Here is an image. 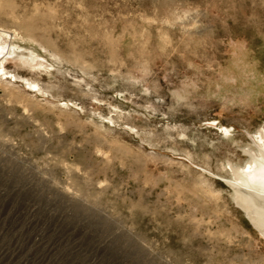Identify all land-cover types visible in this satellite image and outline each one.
<instances>
[{
	"label": "rangeland",
	"instance_id": "rangeland-1",
	"mask_svg": "<svg viewBox=\"0 0 264 264\" xmlns=\"http://www.w3.org/2000/svg\"><path fill=\"white\" fill-rule=\"evenodd\" d=\"M9 2L0 264H264L219 179L264 127V0Z\"/></svg>",
	"mask_w": 264,
	"mask_h": 264
},
{
	"label": "bare ground",
	"instance_id": "bare-ground-1",
	"mask_svg": "<svg viewBox=\"0 0 264 264\" xmlns=\"http://www.w3.org/2000/svg\"><path fill=\"white\" fill-rule=\"evenodd\" d=\"M9 1L0 0V12L11 16L13 21H17L18 18L14 16L12 5ZM53 14L51 10L47 12L49 17ZM30 21H33V19ZM30 21L29 19L28 21H21V27L26 30L32 28L33 24ZM17 41L24 42L25 40L15 31L10 32L0 28V76L7 79L10 74V78L15 81L18 77L11 75L5 70L6 64L9 61H14L32 69L36 60L35 52L32 50L27 51V48L25 50L23 47H16L15 43ZM26 53H29V55H26ZM24 81L27 82L26 84L29 85V88H38L36 83L29 82L26 79ZM219 130L226 135L231 134L228 128L219 126ZM249 138L256 151L251 148L242 149L243 154L248 157L247 162L243 166H233L226 162L223 170L228 176L219 177V179L229 189V196L233 204L244 215L253 230L264 239V127L258 128ZM205 172L210 176H214L208 171ZM208 195L217 196L212 194V192Z\"/></svg>",
	"mask_w": 264,
	"mask_h": 264
}]
</instances>
